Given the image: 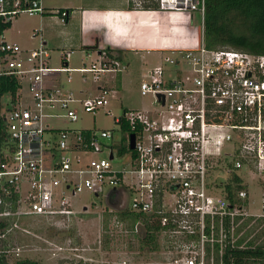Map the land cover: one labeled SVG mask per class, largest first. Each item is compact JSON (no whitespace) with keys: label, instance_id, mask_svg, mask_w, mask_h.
I'll use <instances>...</instances> for the list:
<instances>
[{"label":"built area","instance_id":"built-area-1","mask_svg":"<svg viewBox=\"0 0 264 264\" xmlns=\"http://www.w3.org/2000/svg\"><path fill=\"white\" fill-rule=\"evenodd\" d=\"M158 2L161 11L199 12L202 40L172 49L165 57L170 68L159 65L145 75L141 93L152 95L158 108L125 111L116 120L126 139L121 153L112 131L58 129L49 119L76 123L79 109L108 107L110 82L127 71L126 62L110 49L88 50L74 68L73 53L63 50L54 66L42 28L33 30L39 45L30 49L5 33L23 15H49L67 25L71 11H48L44 0H0V77L18 85L1 112L0 240L8 254L16 231L32 234L24 218L66 225L77 214L71 199L83 192L110 196L123 212L160 226L170 264H237L240 252L264 253V55L209 49L204 0ZM76 74L92 87L69 90ZM106 151L109 158H102ZM253 188L261 195L259 212L249 209ZM144 228L140 220L133 233ZM239 264H264V256Z\"/></svg>","mask_w":264,"mask_h":264},{"label":"rangeland","instance_id":"rangeland-1","mask_svg":"<svg viewBox=\"0 0 264 264\" xmlns=\"http://www.w3.org/2000/svg\"><path fill=\"white\" fill-rule=\"evenodd\" d=\"M79 2L80 0H44L48 11L63 9V3L76 5ZM133 3L134 6L131 8H139L138 0ZM154 3L156 0H141L140 7L146 8ZM185 14L189 17L184 19L188 23L186 29L188 37L198 43L202 40V17L199 12H193L192 16ZM40 26V19L37 16L23 15L14 21L11 30L5 33L6 40L17 42L23 48H35L39 42L33 41L31 35L33 30L39 29ZM49 36L52 35L48 33ZM49 45L51 47V44ZM52 51V64L59 66L60 50L53 47ZM80 59L81 53L77 51L72 58V67L80 68L82 66ZM154 60H159L158 54L154 55ZM144 79L145 75L135 71L124 72L115 82H110L113 92L108 107L95 113H85L79 109V120L76 123H68L61 118H52L49 122L58 129L112 131L115 141L125 144L126 141H123L125 136L116 123L123 112L154 111L158 108L152 95L141 93L140 86ZM66 86L77 93L80 89H90L92 84L91 80L84 82L76 74L74 81L66 83ZM10 100L9 94L0 98L1 112L6 111ZM109 155L110 153L106 151L101 157L109 158ZM112 165L115 169H120L118 160L113 161ZM251 196L254 202L249 209L251 212H259L261 195L257 188L251 190ZM71 201L77 214L66 225L35 218L23 219L22 226L32 234L23 235L16 231L14 237L8 241L12 248L8 254L11 263L24 259L37 261L39 264H170L172 261L173 257L165 249V241L160 236L159 250L152 251L148 247H141L140 239L144 231L137 235L130 229L128 222L120 220V214L124 213L125 209L119 206L120 201H115L113 198L106 199L103 195L97 197L90 192L80 193ZM84 206L88 209L83 210Z\"/></svg>","mask_w":264,"mask_h":264},{"label":"crops","instance_id":"crops-1","mask_svg":"<svg viewBox=\"0 0 264 264\" xmlns=\"http://www.w3.org/2000/svg\"><path fill=\"white\" fill-rule=\"evenodd\" d=\"M134 1L80 0L76 5L63 3V9L71 11L67 25L49 15L38 17L42 37L48 47L51 44L52 49L60 50V57L63 50H70L72 58L79 51L81 64L85 51L110 49L126 62L127 71L146 75L159 65L170 68L165 57L172 55V49H188L196 45L186 31L188 23L184 19L189 18L188 15L153 8H131ZM48 33L52 35L50 38ZM156 54L158 61L154 60ZM71 63L72 59V66Z\"/></svg>","mask_w":264,"mask_h":264},{"label":"trees","instance_id":"trees-1","mask_svg":"<svg viewBox=\"0 0 264 264\" xmlns=\"http://www.w3.org/2000/svg\"><path fill=\"white\" fill-rule=\"evenodd\" d=\"M202 2L203 0H196ZM204 41L209 49H234L254 54L264 55V0H204ZM159 9V3L146 8ZM18 85L9 78L0 77V98L8 93H15ZM125 113V111L123 112ZM3 121L0 111V141ZM123 132H129V126L123 124ZM126 139L123 138V141ZM121 153L127 151L126 145L120 148ZM120 220L129 223L130 229L135 230V224L142 221L145 225L144 234L140 239L141 247H148L152 251L159 250L158 244L160 226L150 222L143 214L124 212ZM4 226L0 224V231ZM7 243L0 240V264H39L37 261L24 259L10 262L7 253ZM236 263L251 257H263V251L240 252Z\"/></svg>","mask_w":264,"mask_h":264},{"label":"water","instance_id":"water-1","mask_svg":"<svg viewBox=\"0 0 264 264\" xmlns=\"http://www.w3.org/2000/svg\"><path fill=\"white\" fill-rule=\"evenodd\" d=\"M130 148L131 149H134L135 148V135L134 134H132L130 136ZM111 158H112V156H111ZM107 199H110V196Z\"/></svg>","mask_w":264,"mask_h":264}]
</instances>
